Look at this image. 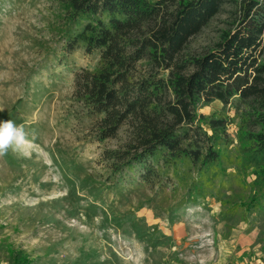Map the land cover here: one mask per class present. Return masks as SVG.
I'll return each mask as SVG.
<instances>
[{"label": "rangeland", "instance_id": "374dc122", "mask_svg": "<svg viewBox=\"0 0 264 264\" xmlns=\"http://www.w3.org/2000/svg\"><path fill=\"white\" fill-rule=\"evenodd\" d=\"M66 14L63 0H0V120L26 134L0 156V264H264V164L250 157L244 108L215 100L199 110L231 120L208 167L158 164L153 184L138 167L114 172L101 152L124 144L127 125L96 139L72 79L99 55L64 50ZM226 16L186 51L210 47ZM147 68L139 61L135 76Z\"/></svg>", "mask_w": 264, "mask_h": 264}, {"label": "trees", "instance_id": "16d2710c", "mask_svg": "<svg viewBox=\"0 0 264 264\" xmlns=\"http://www.w3.org/2000/svg\"><path fill=\"white\" fill-rule=\"evenodd\" d=\"M63 3L64 50L82 44L100 61L97 69L74 72L73 97L94 118L96 139L115 137L127 125L124 144L101 152L114 172L138 167V178L153 184L161 178L158 164L216 163L231 120L199 112L215 100L244 108L250 157L264 164V0ZM223 12L224 26L212 45L199 54L187 52L189 40ZM141 60L148 68L135 76Z\"/></svg>", "mask_w": 264, "mask_h": 264}, {"label": "clouds", "instance_id": "9594fccd", "mask_svg": "<svg viewBox=\"0 0 264 264\" xmlns=\"http://www.w3.org/2000/svg\"><path fill=\"white\" fill-rule=\"evenodd\" d=\"M25 132L22 126H18L12 120H0V156H3L11 148L16 151L25 143Z\"/></svg>", "mask_w": 264, "mask_h": 264}]
</instances>
